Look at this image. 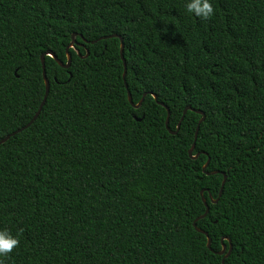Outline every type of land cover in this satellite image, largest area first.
Returning a JSON list of instances; mask_svg holds the SVG:
<instances>
[{"label":"trees","instance_id":"trees-1","mask_svg":"<svg viewBox=\"0 0 264 264\" xmlns=\"http://www.w3.org/2000/svg\"><path fill=\"white\" fill-rule=\"evenodd\" d=\"M46 52L71 64L0 144V264H264V0H0V140Z\"/></svg>","mask_w":264,"mask_h":264},{"label":"water","instance_id":"water-1","mask_svg":"<svg viewBox=\"0 0 264 264\" xmlns=\"http://www.w3.org/2000/svg\"><path fill=\"white\" fill-rule=\"evenodd\" d=\"M110 37H117V38H119V40H120V57H121V59H122V61H123V68H124V69H123V75H122V78H123V80H124V78H125V74H126V66H125V62H124V59H123V47H124V45H123V41H122V39H121L120 37H118V36H116V35H113V36H110ZM72 38H74V36H73ZM103 39H105V38H103ZM93 43H94V42H93ZM73 45H74V39H72V42L70 43L69 48H72ZM45 56H49L50 58H52L53 60H55V62H56L60 67H62V68H64V69H68V68L70 67V64H71V56H70V54H68V53H67V61H66L65 64H63L61 61H59V60L56 58V56H55L53 53H51V52H46L45 54H42V55L40 56L41 67H42V77H43L44 85H45V94H44L43 100H42V102H41V104H40V106H39L37 112L35 113L34 117L32 118V120H31L26 126H24L23 128H21V129L15 131V132H13V133H11L10 135H8V136H6L5 138H3L2 140H0V144H2V143H4L5 141H7L11 136H14L15 134L21 132L22 130L28 128V127H29V126H30V125H31V124L37 119V117L39 116V114H40V112H41V110H42V108H43V106H44V104H45V102H46L47 95H48V92H49V82H48V80H47V78H46V74H45V66H44V57H45ZM125 89H126V91H127V100H128V102H129V104H130L134 109H138L139 106L141 105L142 101H143V98L140 100L139 103H137V104H133L132 97H131L130 92L128 91L127 85H125ZM150 95L153 97V99H154L155 101L157 100V98H156L155 95H153V94H150ZM159 105H161L162 107H164V108L166 109V111H167V117H166V121H165V127H166V129H167L171 134H173V135L176 134L177 131L179 130L180 123H181V121L183 120V116L185 115V113H186L188 110H191V108H190V107H187V108L183 111V116H182V118L180 119V122L177 124V127H176L175 132H171V131L169 130V128H168V123H169V112H168V109H167L163 104H161V103H159ZM197 114L201 115V119L199 120V122H198V124H197V126H196V130H195L194 138H193V144H192L191 148H190L189 151H188V155H189V157H190L191 159H196V158L198 157V155H199V154H196V155L192 156V153H193V151H194L195 140H196V138H197V134H198L199 126H200V124H201V123L204 121V119H205L203 113H201V112H197ZM208 163H209V158L207 159V162L205 163V165L202 167V171H203V172H205L206 168L208 167ZM216 173H217V172H213V173H206V172H205L206 175H214V174H216ZM225 181H226V176L223 175V180H222L221 187H220V190H219L218 198H217L216 200H214L213 203H216L217 200L219 199V197L221 196V194H222V190H223V187H224V184H225ZM200 194H202V191L200 192ZM210 198H211V197H210ZM202 202H203L204 207H205V212L193 222V227H194V229H195L198 233L203 234V235L207 238L206 247H207L208 250H211V241H210V239L208 238L207 234L204 233L203 231H201L200 229H198V228L196 227V222H197L198 220H200V219H203V218L207 215V213H208V207H207V204H206L205 200L202 199ZM226 240L230 243L229 239H226ZM231 248H232V247H231V244H229V249H228V251L226 252V247H225V245H222V249H221L219 252L216 253L217 255L223 256V258H222V260H221V264H224V260L229 256V254H230V252H231ZM225 252H226V253H225Z\"/></svg>","mask_w":264,"mask_h":264}]
</instances>
